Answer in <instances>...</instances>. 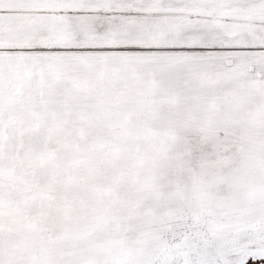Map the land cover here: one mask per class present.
Masks as SVG:
<instances>
[{
    "label": "rangeland",
    "instance_id": "1",
    "mask_svg": "<svg viewBox=\"0 0 264 264\" xmlns=\"http://www.w3.org/2000/svg\"><path fill=\"white\" fill-rule=\"evenodd\" d=\"M263 180L264 0H0V264H235Z\"/></svg>",
    "mask_w": 264,
    "mask_h": 264
},
{
    "label": "bare ground",
    "instance_id": "2",
    "mask_svg": "<svg viewBox=\"0 0 264 264\" xmlns=\"http://www.w3.org/2000/svg\"><path fill=\"white\" fill-rule=\"evenodd\" d=\"M251 184L252 183L250 182L249 185H248L250 188L252 186ZM250 188H249V192L251 194V191L252 190ZM256 189L259 190V196H256V197L255 196H252L255 199L254 198H251V199H252V201L255 200L256 206H258L260 208V210H264V180L257 185ZM241 212L242 213H240V214H244V211H241ZM218 216H221V215H218ZM221 217H223V216H221ZM205 219H206L205 223H207V226H208V229H207L208 230V232H207L208 236H211L214 239L217 236V240H220L222 242V244L224 242H226V241H228L229 243H232L231 241L232 240L235 241L237 238H239V236H245V237H247L249 239H253V235L255 234L254 232H256V231L259 230V225H258L257 227L253 226L251 228V230H246L243 233V230H241L240 227H237V228L236 227H234V228H227L226 221H221L220 220L221 218H219V220L217 218L218 221L217 220H211L210 221L208 215L205 213ZM209 226H213L212 227V230L210 229L211 227H209ZM224 226H226V227H224ZM168 244H170V243H168ZM112 252L110 253V257L111 256H114L116 258V254L115 253H112Z\"/></svg>",
    "mask_w": 264,
    "mask_h": 264
},
{
    "label": "flooded vegetation",
    "instance_id": "3",
    "mask_svg": "<svg viewBox=\"0 0 264 264\" xmlns=\"http://www.w3.org/2000/svg\"><path fill=\"white\" fill-rule=\"evenodd\" d=\"M198 248L207 250V248L203 245L198 246ZM216 252H218V251H216ZM178 253H181V255L185 258V261L183 264H221V263H226V261L222 260L219 257L217 258L216 256H213V259H212L206 254H205V257L196 255L195 261L190 263L188 258H187L188 253H186L184 251H179ZM235 254L238 257V262H236L235 264H245L250 259H253V260L259 259V260L264 261V246L262 245V246L247 248L244 250H238V252ZM169 263H170V260H169L168 264Z\"/></svg>",
    "mask_w": 264,
    "mask_h": 264
}]
</instances>
